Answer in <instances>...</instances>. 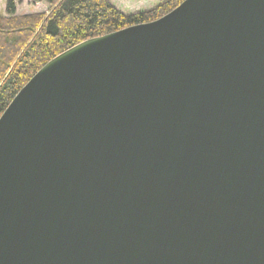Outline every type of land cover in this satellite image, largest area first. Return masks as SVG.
<instances>
[{"label":"water","instance_id":"water-1","mask_svg":"<svg viewBox=\"0 0 264 264\" xmlns=\"http://www.w3.org/2000/svg\"><path fill=\"white\" fill-rule=\"evenodd\" d=\"M0 264H264V0L44 63L0 115Z\"/></svg>","mask_w":264,"mask_h":264},{"label":"trees","instance_id":"trees-1","mask_svg":"<svg viewBox=\"0 0 264 264\" xmlns=\"http://www.w3.org/2000/svg\"><path fill=\"white\" fill-rule=\"evenodd\" d=\"M47 11L15 14L8 0L0 15V115L49 59L85 39L150 22L183 0H164L148 10L125 13L108 0H36Z\"/></svg>","mask_w":264,"mask_h":264},{"label":"rangeland","instance_id":"rangeland-1","mask_svg":"<svg viewBox=\"0 0 264 264\" xmlns=\"http://www.w3.org/2000/svg\"><path fill=\"white\" fill-rule=\"evenodd\" d=\"M8 0H0V15H5V6ZM15 5V14L47 11L48 4L45 1L36 0H11ZM116 8L125 13H133L140 10H148L164 0H108Z\"/></svg>","mask_w":264,"mask_h":264}]
</instances>
